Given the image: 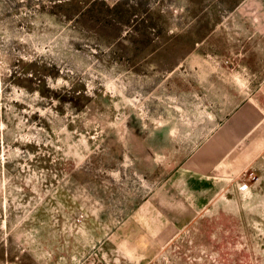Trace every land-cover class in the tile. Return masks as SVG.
<instances>
[{"label": "rangeland", "instance_id": "374dc122", "mask_svg": "<svg viewBox=\"0 0 264 264\" xmlns=\"http://www.w3.org/2000/svg\"><path fill=\"white\" fill-rule=\"evenodd\" d=\"M0 264H264V0H0Z\"/></svg>", "mask_w": 264, "mask_h": 264}]
</instances>
